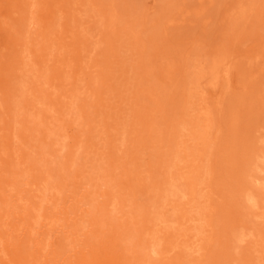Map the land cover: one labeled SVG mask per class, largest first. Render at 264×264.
<instances>
[{
	"label": "rangeland",
	"instance_id": "374dc122",
	"mask_svg": "<svg viewBox=\"0 0 264 264\" xmlns=\"http://www.w3.org/2000/svg\"><path fill=\"white\" fill-rule=\"evenodd\" d=\"M0 264H264V0H0Z\"/></svg>",
	"mask_w": 264,
	"mask_h": 264
},
{
	"label": "bare ground",
	"instance_id": "6f19581e",
	"mask_svg": "<svg viewBox=\"0 0 264 264\" xmlns=\"http://www.w3.org/2000/svg\"><path fill=\"white\" fill-rule=\"evenodd\" d=\"M191 184H192V183H191ZM188 185H189V184H188ZM193 190H194V189H193V185H191V186H190V189H189V194H192V193H193ZM56 205H57V204H56ZM97 205H99V206H97L98 208H102L103 205H104V201H100V202H98ZM97 207H96V208H97ZM98 208H97V209H98ZM97 209H96V210H97ZM28 217H29V216H28ZM107 218H108V217H107ZM90 219H91V218H90ZM101 219H102V218H101ZM104 219H105V218H103V220H104ZM144 229H145V228H144ZM45 230H46V229H45Z\"/></svg>",
	"mask_w": 264,
	"mask_h": 264
}]
</instances>
